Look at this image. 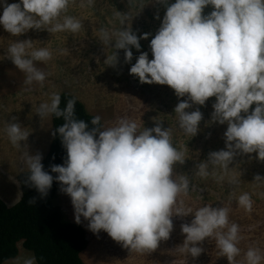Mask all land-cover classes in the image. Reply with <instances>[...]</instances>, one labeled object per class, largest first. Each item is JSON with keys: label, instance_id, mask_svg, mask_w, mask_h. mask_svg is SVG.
Masks as SVG:
<instances>
[{"label": "clouds", "instance_id": "1", "mask_svg": "<svg viewBox=\"0 0 264 264\" xmlns=\"http://www.w3.org/2000/svg\"><path fill=\"white\" fill-rule=\"evenodd\" d=\"M74 2L18 0L8 4L0 0V26L13 37L30 29L76 33L81 22L65 14ZM159 2L167 4V0ZM93 3L80 0L81 7ZM209 5L212 10L203 14ZM125 20L120 18L121 25ZM149 35L138 37L129 27H122L111 34L101 29L99 38L115 50L122 49L125 63L133 58L131 48L139 52L129 74L138 77L140 83L167 85L178 98L186 97L173 109L185 134L195 136L202 119L199 108L187 109L194 104L203 106L215 97L211 121L226 124L225 146L197 163L195 174L207 177L210 165L227 170L237 155L255 153L258 160H264V0H174L149 41L151 59L147 51H140L139 43ZM7 53L16 68L25 73V84L45 80V73L34 62L49 60L48 48L33 49L31 40H14ZM117 61L115 51L104 63L115 67ZM59 103V95L52 94L50 102L38 105L36 114L40 118L50 114L63 117L64 123L55 133L66 150V159L45 171L40 153L25 154V183L43 197L55 180L59 190L70 198L75 223L80 224L83 218L94 234L103 230L130 250L154 251L173 229L171 217L177 197L189 190L186 176L173 178V166L183 164L185 159L171 142L168 127L156 121L154 127L138 131L137 123L128 118L100 127L99 116L91 119L93 127H89L84 120L74 118V99H69L62 110ZM252 105L255 107L249 111ZM4 131L17 148L29 136L15 122H7ZM254 180L264 177L256 175ZM237 204L246 212L252 210L248 193H242ZM189 214L193 216L190 223L180 226L185 238L179 251L197 257L203 251L197 245L214 238L220 255L233 264L240 254L236 246L239 229L229 223V209L205 204L195 211L178 208L175 215ZM262 259L259 248L249 247L244 253L245 264H260ZM16 264H35V257L18 258Z\"/></svg>", "mask_w": 264, "mask_h": 264}, {"label": "rangeland", "instance_id": "2", "mask_svg": "<svg viewBox=\"0 0 264 264\" xmlns=\"http://www.w3.org/2000/svg\"><path fill=\"white\" fill-rule=\"evenodd\" d=\"M18 0H6L16 3ZM167 4L159 0H94L89 6H80V0L69 4L66 15L75 17L81 22V29L76 32L49 33L46 30H32L13 37L0 26V198L9 206L21 198V187L17 176L27 171L25 154L40 153L42 160L49 150L54 131L52 114L40 118L36 114L38 105L50 102L52 94L69 92L81 100L89 113L99 116L102 127H109L118 118H128L138 125V131L144 127L152 128L160 121L163 128L170 131L174 147L184 154L185 162L173 166V178L181 175L189 179L187 194H180L173 206L171 217L173 229L167 240L158 243L152 252H136L123 247L112 240L103 230L94 234L87 229V221L81 218V225L87 231L89 245L82 253L86 264H228L227 258L220 255L214 238H206L197 246L203 251L192 257L179 251L185 234L181 224L190 223L193 216H179L176 209L185 211L209 204L213 207L229 209V223L238 226L240 254L233 264H245L244 253L249 247L259 248L264 256V180H248L242 167L247 165L244 155L235 156L227 170L219 166H209V175H196L195 165L207 158L211 151L223 149V133L226 124L211 121V105L215 97H210L205 105H192L187 111L199 108L202 119L198 132L191 137L179 128L176 114L173 112L179 100L167 85L140 83L138 77L129 74L131 64L135 63L139 52L131 48L133 58L129 63L124 61V51L115 50L112 45L102 42L100 30L109 34L129 27L139 37L149 33L147 39L139 41L140 51H147L149 59V41L160 26ZM3 8L0 7V12ZM212 10L211 6L203 9V14ZM126 17L124 25L120 18ZM31 40L32 48H48L51 58L47 61L34 62L35 66L45 73L42 83H24L25 73L16 68L8 57L7 49L14 40ZM114 40V37H113ZM32 49H29L31 51ZM116 51L118 61L115 67L104 63L106 56ZM255 107V106H252ZM252 107L249 109L251 111ZM243 115V113L241 114ZM15 117V120H13ZM7 122L21 125L29 133L21 147L13 146L4 128ZM264 172V169H261ZM264 177V175H260ZM242 193H248L252 200V210L246 212L237 204ZM54 202L61 205L65 219L74 222V210L70 198L58 190ZM19 255L4 264H16L17 259L34 254L18 245ZM35 264H37L35 259ZM260 264H264V259Z\"/></svg>", "mask_w": 264, "mask_h": 264}, {"label": "trees", "instance_id": "3", "mask_svg": "<svg viewBox=\"0 0 264 264\" xmlns=\"http://www.w3.org/2000/svg\"><path fill=\"white\" fill-rule=\"evenodd\" d=\"M59 97L61 110L66 107L69 99H74V118L82 119L89 127H93L90 121L95 115L88 112L81 100L65 91ZM63 123V117L57 118L52 114L54 133ZM98 126L102 127L101 120ZM243 155L245 161L248 159L247 165L242 167L248 180H253L256 175H264L261 170L264 169V160H258L255 153ZM64 159L66 150L59 134L55 133L49 150L41 161L44 170L50 171V165L62 164ZM50 174L54 177L56 175ZM27 175L28 170L17 176L21 198L16 204L9 206L0 198V264L19 255L20 242L26 250L34 254L37 264H86L82 253L89 245L87 231L81 224L65 219L61 205L54 202L60 187L58 182L53 180L47 195L41 197L34 187L25 183Z\"/></svg>", "mask_w": 264, "mask_h": 264}]
</instances>
